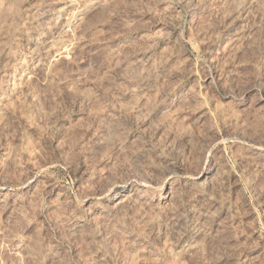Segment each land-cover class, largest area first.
I'll use <instances>...</instances> for the list:
<instances>
[{"label":"rangeland","instance_id":"374dc122","mask_svg":"<svg viewBox=\"0 0 264 264\" xmlns=\"http://www.w3.org/2000/svg\"><path fill=\"white\" fill-rule=\"evenodd\" d=\"M0 264H264V0H0Z\"/></svg>","mask_w":264,"mask_h":264}]
</instances>
